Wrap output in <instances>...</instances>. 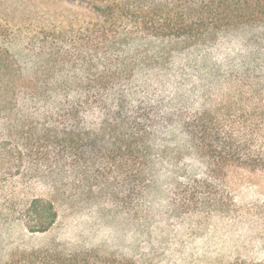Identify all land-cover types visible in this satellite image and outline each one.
I'll list each match as a JSON object with an SVG mask.
<instances>
[{"label":"trees","instance_id":"1","mask_svg":"<svg viewBox=\"0 0 264 264\" xmlns=\"http://www.w3.org/2000/svg\"><path fill=\"white\" fill-rule=\"evenodd\" d=\"M89 1L98 23L44 35L18 49L0 26L4 222L20 225L28 239L48 234L58 218L55 202L32 188L51 179L70 193L108 187L125 205L137 200L143 207L147 189L160 182L162 162L172 157L175 167L190 160L194 167L206 164L208 173L165 184L171 208L183 214L239 212L221 181L230 164L264 170L263 76L253 73L259 66L247 68L227 76L231 87L216 93V76L208 70L217 69L205 66L210 50L223 42L240 45L243 58L263 50L264 0ZM42 57L45 63L34 64ZM188 58L195 64L209 59L198 64L205 69L199 74L202 91L196 86L192 93L189 74L181 77ZM33 255L12 256L6 264L48 260V254L40 260ZM78 258L59 264H142Z\"/></svg>","mask_w":264,"mask_h":264},{"label":"rangeland","instance_id":"2","mask_svg":"<svg viewBox=\"0 0 264 264\" xmlns=\"http://www.w3.org/2000/svg\"><path fill=\"white\" fill-rule=\"evenodd\" d=\"M99 21L89 0H0V26L15 37L16 49L44 35H59V31L87 27ZM262 46L261 52L243 58L240 45L223 42L210 50V62L201 59L195 64L188 58L191 66L182 71L181 77L189 74L190 87L195 93L196 86L202 85L203 77L199 74L205 69L201 65L209 62L206 69H217V72L208 70L216 76L219 88L216 93H224L231 87L230 81L226 82L227 76L233 77L255 66L260 69L253 73L262 74L260 80L264 83V42ZM46 61L42 57L34 64ZM32 63V60L28 62ZM211 80L210 77L203 83ZM174 160L172 157L162 162L160 182L147 189L143 207H139L137 200L131 206L125 205L116 198L118 191L112 195L108 187L92 192L72 189L70 193L68 186L59 187V179L33 186V194L41 193L55 202L58 214L50 232L33 239L22 236L20 225L4 222L5 206L1 201L4 193L0 192V264L22 253L34 254L32 257H38L37 260L48 254L45 264H59L60 259L75 255L80 256L78 260L89 256L116 257L142 264L264 261V170L237 163L224 168L222 187L231 195L233 205L241 207L239 212L231 210L225 216L215 211L209 215L183 214L166 202L165 184L174 179L178 181L181 176L208 173V170L206 164L194 167L190 160L179 163H184V168L175 167Z\"/></svg>","mask_w":264,"mask_h":264}]
</instances>
